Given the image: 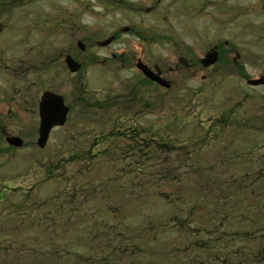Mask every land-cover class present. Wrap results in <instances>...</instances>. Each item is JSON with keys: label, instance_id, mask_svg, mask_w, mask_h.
Masks as SVG:
<instances>
[{"label": "rangeland", "instance_id": "rangeland-1", "mask_svg": "<svg viewBox=\"0 0 264 264\" xmlns=\"http://www.w3.org/2000/svg\"><path fill=\"white\" fill-rule=\"evenodd\" d=\"M58 4L60 8L51 0H23L22 5L13 8L19 27L17 31L9 29L14 34V45H9L5 58L22 59L23 74L16 79L15 74L0 71V116L8 133L19 136L24 145L13 149L0 139V264H77L76 256L89 264L109 254L104 252L109 234L120 235L110 224L129 229L134 237V230L145 225L189 222L188 216L195 211L200 214L193 215L194 221L201 222L203 229L209 228L205 237L195 238L207 242L211 236L217 249H199L206 247L205 243L197 246L195 240L183 236L178 241L180 250L174 252L172 244L176 239L171 234L164 235L165 264H225L232 255L223 250L232 240L239 242L235 249L241 248L247 264H263L264 130L259 122L264 121V86L252 87L233 77L206 81L198 78L175 82L169 91L152 87L151 107L145 113L144 104L130 108L126 103L101 110L102 103L109 107L116 102L113 94L120 85L100 66L88 68L84 88L77 85L76 76L52 72L51 59L55 52L62 51L49 48L50 43L52 39L64 40L62 34L53 36L52 28L54 23L73 19H55L53 13L61 6L75 9V4L67 0ZM88 5V16L77 20L89 29L97 26L100 30L72 36V42L80 37L87 43L103 41L117 27L136 25L141 18L119 15L105 3L88 0ZM247 5L248 14L233 21L230 34L217 28L214 36L208 11L202 14L196 22L199 53L203 56L215 39H228L243 55L248 76L255 79L264 75V17L257 13L256 0ZM102 10L104 15L98 16ZM7 40L5 36L3 42ZM66 80L71 85L62 91L74 104L70 124L53 131L46 147L40 149L33 106L43 92L60 90ZM16 86L23 90L20 97L15 96ZM80 97H85L87 104L80 103ZM11 107L19 113L7 115ZM210 122L227 128L226 140L212 143V135L208 140L206 128ZM133 126L151 131L157 140L164 137L180 147L189 146L186 149L193 154L192 159L181 162L180 152L165 161L166 168L164 165L167 176L187 178V183L193 185L184 186L187 195L181 202L152 198L154 189L165 192L156 181L165 175L160 171L162 163L144 155L141 159L130 157L129 142L117 141L116 153L114 139L100 144L103 136L118 130L128 133ZM193 166L199 169L193 171ZM211 226L223 228L212 236ZM137 262L127 255L109 259V264ZM156 263L149 260L142 264Z\"/></svg>", "mask_w": 264, "mask_h": 264}, {"label": "flooded vegetation", "instance_id": "flooded-vegetation-1", "mask_svg": "<svg viewBox=\"0 0 264 264\" xmlns=\"http://www.w3.org/2000/svg\"><path fill=\"white\" fill-rule=\"evenodd\" d=\"M67 1L75 4L74 10L61 6L60 11L53 13V18L55 19H73L71 21L68 19V22H61V24L54 23L52 28L51 33L53 36L64 35L63 42L52 39L50 43L49 48L55 51H62L59 54L55 52L54 58L51 59L50 63L54 65L52 72L57 76H76L78 78L77 85L84 88L88 68L95 65L100 66L104 72L113 77V81L120 85L116 93L113 94V99L116 102L109 107L102 103L100 105L102 107L101 110L110 109L111 106L118 108L126 103H128L130 108L144 104L145 113L151 107L152 87L155 86L169 91L173 88L174 83L179 81H195L198 78L206 81L215 77H233L238 81H246L248 84V81L264 78V75L255 79H251L248 76L247 64L243 55L238 52L235 44L228 39L224 41H216L215 39L214 43L209 44L208 50L203 56L199 53L200 43L198 41H200V35L199 27L196 25L198 18L208 11L209 22L212 25L211 29L213 28L212 30L215 33L214 36H216L215 31L217 28L225 32L229 31L230 34L233 21L248 14L247 3L252 0H90L99 4L105 3L114 10L113 12H118L119 15L122 14L130 19L141 17L140 21L136 22V25L119 26L105 40L90 43H87L81 37L76 39L75 42H72V39L70 40L72 36L100 30V27L97 26L89 29L88 26L85 27L77 20L81 16H88L90 8L88 0ZM256 1L258 4L257 13L264 17V0ZM58 2H66V0H51L52 4L54 3L56 7L60 8ZM22 4L23 0H0V71L11 75L15 74L16 79L23 74V60L17 58L12 61L9 58H5V56L9 51V45H14V34L9 29L17 31L19 27V20L17 16H14L13 8ZM38 5L42 9L40 3ZM38 13L43 17L45 15L41 10ZM103 15V10L98 12V16ZM144 17L149 18L148 22H144ZM10 22L12 25H9ZM261 30V36L264 39V24ZM5 36L8 37V40L3 42ZM127 36H130V39L124 40L123 37ZM16 44L17 46L19 45L17 42ZM164 47L169 48L165 49ZM166 50H170L171 53ZM100 55L102 56L99 57ZM210 55H213L214 61L203 63ZM67 58H71L78 65L79 69L76 73H72L68 68L66 64ZM59 62L61 66H58ZM150 75L157 79L150 77ZM122 77H125V79H122ZM158 80L168 83L170 87L163 88L157 82ZM70 85V80H66V84L64 87L60 86V90H46L34 104L32 116L35 118L34 126L37 128L38 134L41 126L40 104L43 94L47 92L62 97L64 106L68 108L65 124L61 127H55L52 132L66 129L69 126L71 115L74 112V104L72 100L68 99L62 88L65 89ZM14 89L16 97H20L23 94V90L18 86ZM79 100L80 103H86L85 97H80ZM17 105L19 107V104ZM11 108L7 111V115L11 116L12 112H18L14 107ZM2 111L0 109V115H2ZM259 124L264 130V121H260ZM206 129L208 140L212 135L210 138L213 141L212 143L226 140L227 128L221 127L219 123L213 122L212 124L210 122ZM127 132L118 130L117 133H109L101 138L100 144L110 138L114 139L116 141L114 152L116 153L119 151V143L117 141L129 142V145L127 144L129 146V156L135 158L137 153L134 151L133 144L136 142L145 143L148 146L146 147L144 158L149 157L153 139L152 132L139 126H133ZM10 137L21 139L17 135L8 133L7 125L4 124L0 116V139L4 140L9 148L14 149L15 147L10 146L6 141ZM141 156L139 155L137 158L141 159Z\"/></svg>", "mask_w": 264, "mask_h": 264}, {"label": "trees", "instance_id": "trees-1", "mask_svg": "<svg viewBox=\"0 0 264 264\" xmlns=\"http://www.w3.org/2000/svg\"><path fill=\"white\" fill-rule=\"evenodd\" d=\"M154 138L152 139V143H151V150H150V155H148L150 158H153V161H158L160 163H162L163 167L162 169H160V171L162 173H164V177L161 179H157L156 181L159 183V185H161L160 188H165V192L164 191H156L154 189V195L152 196V198L154 200H157L158 202H165L166 203H176V202H181L183 200V198L187 195L183 189L186 187H190L192 188V183H187L190 182L189 179H182L181 176H167L166 174V162L169 159L173 158L174 156H178L179 154H183V160L181 162L186 163L187 160L192 159L193 154L188 151L186 148L189 146H178L175 143H172L170 139L164 138V137H159L157 140V136H153ZM134 145V151L135 153H137L136 155H142L141 158L143 157V155H145V151H146V147L148 146V144L146 145L145 143H139L136 142L133 144ZM104 152H108V150L104 151ZM102 152V154L104 153ZM141 152V153H140ZM181 152V153H180ZM187 152V153H186ZM164 157L166 159H164ZM140 159V158H138ZM165 165V168H164ZM194 169H192L193 171L198 170L199 168L194 167ZM169 172V171H168ZM197 172H201V171H197ZM171 173V172H170ZM184 178V177H183ZM192 179V178H191ZM186 186V187H184ZM206 190H208V186L206 188ZM160 192H162V194H160ZM195 214H200V212H193L191 214V216L188 220L189 222H169L167 224H165V222L163 223V225L161 223L159 224H153V226L150 227H146V225L142 228H138L135 229L134 233L136 236L132 237L133 232H131L129 229L127 228H123L122 226L117 225H112L110 224V228L113 227V231L114 233L120 234V235H111L109 234V238L107 240H109V242L107 241V244L105 245L104 248V252L109 253L103 257L100 260H96L94 262H90L89 264H109V259H115V257H125L126 255L130 257V259L134 260V258L136 259L137 264H142L143 262L152 260L154 262H157L156 264H163L162 260L166 261V250L162 245V237L164 235H168L171 234L174 236V240L175 242L172 244L173 250L174 252H177L180 250V243L178 242L183 236H186L190 239L195 240V244L197 246L202 245L203 243H205L206 247L204 248H199L202 250H209V251H213L214 249H217L215 243L216 240H213L210 236L209 241L204 242V238H201V240L199 241L198 238L196 239L195 237H199L201 235H206L207 231L209 228L207 229H203L201 227H203L201 225V222H195L193 215ZM175 217H178V215H176ZM182 221V220H181ZM211 235H217L221 232L223 226L220 227H214L211 226ZM142 232V233H140ZM147 233V235L144 237V233ZM125 238V239H124ZM195 238V239H194ZM231 245L227 246L223 251H230L232 258L230 260V257H228V259H226L224 261L225 264H247L246 260L244 259L243 254H241V248L240 249H235L236 248V244L239 243L236 240H232L230 241ZM107 249V250H106ZM189 247H187L186 250H188ZM218 251L221 252V249L218 248ZM58 253V252H57ZM112 253V254H111ZM164 255V256H163ZM67 256V255H65ZM114 256V257H113ZM163 256V259L162 257ZM113 257V258H112ZM262 257V262L264 264V257ZM75 258H77V264H88L84 258H82L81 256H76ZM121 260V259H120ZM179 263H181V259L179 257H177L176 259ZM230 261V262H229ZM232 261H234L232 263ZM72 264V261L71 263ZM174 264H176V262H174Z\"/></svg>", "mask_w": 264, "mask_h": 264}, {"label": "water", "instance_id": "water-1", "mask_svg": "<svg viewBox=\"0 0 264 264\" xmlns=\"http://www.w3.org/2000/svg\"><path fill=\"white\" fill-rule=\"evenodd\" d=\"M209 61H214L213 55L208 56L203 61V63ZM66 64L72 73H76L79 69L78 65L71 58H67ZM150 77L157 79L153 75H150ZM157 82L163 88L170 87V85L166 82L160 80H158ZM248 85L252 87L264 86V78L248 81ZM67 114L68 108L64 106L62 97L49 92L43 94L42 102L40 104L41 126L37 139V146L40 149H44L46 147L52 130L55 127H61L65 124ZM6 141L10 146H13L15 148L23 147V141L19 138L10 137L7 138Z\"/></svg>", "mask_w": 264, "mask_h": 264}]
</instances>
